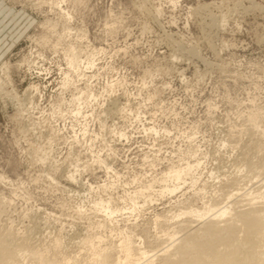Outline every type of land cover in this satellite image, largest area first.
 <instances>
[{"label":"rangeland","instance_id":"obj_1","mask_svg":"<svg viewBox=\"0 0 264 264\" xmlns=\"http://www.w3.org/2000/svg\"><path fill=\"white\" fill-rule=\"evenodd\" d=\"M49 19L58 22L52 35ZM67 23L71 37L67 34L59 47L55 38ZM40 37L46 38L44 44ZM65 38L84 47L82 58L94 62L92 68L82 65L80 74L70 71L74 79L66 89ZM5 62L22 103H28L25 108L36 106L20 114L0 83V227L13 226L21 239L41 247L62 237V246L49 249L48 257L62 251L76 255L83 252L76 244L87 232H101L113 242L118 238L117 232L96 227L103 214L88 210L89 200L100 194L92 191L98 185L115 181L114 189L101 194L117 200L172 159L194 161L186 151L190 144L202 151L197 185L209 182L208 199L219 194L223 174L236 171L235 157L254 148L260 132L250 129L246 117L256 107L264 110V0H0V67ZM81 89L94 98L84 95L78 105L71 99ZM44 152L48 157L41 161ZM98 155L107 167L95 162ZM155 156L161 160L151 168ZM70 171L82 187L69 181ZM211 171L221 174L214 183L207 176ZM189 181L182 193L161 198L137 215H115L114 226L135 225L136 234L145 230L136 243L159 257L166 237L153 227L154 215L172 210L176 200L193 201ZM247 184L257 186L254 180ZM227 191L218 196L220 206L229 202ZM245 203L229 209H243ZM80 205L85 216L77 213ZM191 225L177 234L178 241L198 224ZM20 264L36 263L26 256Z\"/></svg>","mask_w":264,"mask_h":264},{"label":"bare ground","instance_id":"obj_2","mask_svg":"<svg viewBox=\"0 0 264 264\" xmlns=\"http://www.w3.org/2000/svg\"><path fill=\"white\" fill-rule=\"evenodd\" d=\"M56 23L57 24H55L53 21L47 22L46 26L48 27L47 30L49 29L48 32L51 28V30H54L53 28L58 25V22ZM67 26H69L68 23L65 25V27L63 25V34L62 32L61 34H59V32L57 33L59 37L57 36L58 39L57 37L55 38L57 41L55 40L56 43L53 42L54 44L59 45L60 41H62L63 38L67 36V34L68 36L71 35L69 34L71 30ZM54 31L49 32L50 35L54 34L52 33ZM46 38L43 39L40 37L41 43L44 44ZM65 40L67 39L65 38L64 41ZM61 44L59 47H62L63 44ZM66 44H64V51L62 49V53L64 52V55L62 54V56L63 59L66 60L67 70L62 71V73H65L66 76L63 74V79H65V81L64 83L62 82L63 79L61 81L62 84L65 85L63 87L65 89L68 88L66 85L70 84L69 82H71L69 79H72V76L69 78L70 71L79 73V71H82V65L92 68L94 64L93 60H88L89 58L85 60L82 58V48L84 47H82L80 44L76 45L73 43L71 44L70 42H66ZM57 45L55 47L53 46L54 49L57 47ZM85 49L87 48L85 47ZM87 53H89V51ZM87 53H84V55ZM190 53L195 55L194 51H191ZM23 62H25L27 65L31 63L26 59H23ZM23 62L21 63L23 64ZM0 70L2 71L3 75L0 76V83L4 90L2 92L5 93V96H10L15 104H17L16 106L21 108L19 110L20 114H23L25 110H27L26 112L29 114L28 110H31L33 106L35 107L36 103L30 107V109H26L28 107L27 103V107L25 108L26 105L22 103L24 101H22L17 89H15L13 86L9 62L3 63L0 67ZM73 85L76 87L75 84ZM3 86H9L10 88L7 90ZM34 86L35 85L31 87L34 88ZM84 87H86V85ZM76 89L79 88L76 87ZM82 89L80 90L82 93L80 91L78 92V94L81 93L79 94L80 96H72L73 99L71 100L73 103L75 101V104L76 102H79L78 105H81L83 103L82 99L84 97L86 98V96H90L91 98H94V94L91 91ZM28 101L31 105L34 102L31 98H29ZM59 105L60 104H58V106ZM80 108H77V111L75 112L76 114L80 113ZM260 109L256 107V109L248 113L249 115L246 117V121L249 123L250 129L253 131L258 130L260 132V137L257 138V140H259L255 143L256 145L253 143L254 148L252 150L250 149V151H244L240 158L235 157L234 164L232 165L236 167V171L231 172L228 175L225 173V175L223 174L222 178L221 174L218 173L219 170L216 172H208V179L212 180L213 183L215 179L221 178L220 183L223 184V186L219 187V194H216V196L208 199L206 198L205 194L207 193V184L209 183L208 181L200 184L198 187L197 182L199 181L202 172H200L198 176H196V174L198 169L204 165V162L201 160L202 156L199 155L202 151L199 150L200 147H194L193 149L189 148L191 146L189 144V146H186V151L191 156H194V161L189 159L184 160L183 158L179 159L178 161L170 159L171 161L169 162V165L160 170L159 173L157 172L156 176H151V178L142 181L139 184H137V179L134 178L133 182L137 181L135 188L132 191H125L127 192L126 194L123 192L124 195L121 197L119 196V199L116 198L118 201L113 197H110V195L105 197L101 194L103 192H106L107 194L108 190L114 189L116 187L115 181L98 185L96 187L97 190H92L97 192L100 191L101 195L99 194V196L89 200L91 206L88 210H91L94 214L99 212L103 214L105 219H103L102 222H100L101 220L98 221V223H100L96 225V227L98 226L99 228L101 227L103 229L106 227V230L109 228L111 235L113 232L114 234L117 232L118 238H115L117 239L115 242H113V238L111 241L107 240L101 232L100 234H95L98 232H94V234L93 232H90L91 234L87 232L85 237L81 238L78 244H76L78 245V248H82L80 251L83 250L84 253L81 251L83 254L77 252L76 255L75 253L70 255L67 251H62L60 254H54L53 256L48 257L47 252L49 249L57 250L58 247L62 246V237L57 236L56 239L52 241L51 245L49 244L46 246L43 244L45 246L41 247L39 245L33 244L30 240H28V238H24V236L21 239L19 235H17L18 233L14 231L13 226H7L5 228L0 227V264H20V260L26 258V256H29V259L36 264H194V260L200 261L196 262L195 264H264V190H262L264 189V110ZM250 129H248V131H250ZM225 143L226 142H224V144ZM251 151L253 152L251 153ZM47 157L48 152H44L40 159L42 161ZM95 160L97 163L103 164L105 166L107 165L105 160L101 159L99 155ZM160 160L161 159L157 156L151 159L149 162L151 168L156 167L158 164L157 162H160ZM75 165L77 166L79 164ZM87 166L88 165H83L82 168L85 169ZM77 171L75 169V173ZM70 172L68 175L69 181L77 182L79 186L81 185L82 187V184L79 183L80 180H77L78 175L72 171ZM49 178L52 180L56 179L51 175ZM188 179L190 180L189 186L192 188V190H195L196 198H194L191 202L176 200V203L174 202L176 205H172L174 210L173 208H171L172 210L165 209L154 215L155 217L153 220V227L159 229V232H162L166 237V246L162 249L163 253L159 255V257H155L154 255L150 256L148 254V250H146L145 247L142 248L140 244L136 243L137 240H141L142 238L144 239L146 236V233H144L145 230L140 232V234H136V232L134 233L133 231V227H135V225L129 229L127 227L121 228L116 227V225L114 226L115 223L118 224L116 217H114L115 215L122 214V212L126 211L127 213L129 212L131 214L137 215L141 213V211H143L147 205L153 204L157 202V200L164 197H172V195L175 193L183 190V185L188 183ZM253 180L257 186L254 187L253 184L252 186L248 187L247 183H251ZM131 184L133 183L131 182ZM89 186L90 190L88 191V194H91V189H94V187L91 185ZM195 187L197 188L195 189ZM224 188L229 190L227 191V194H229L227 197L229 202L224 206H220L219 204L222 202L219 201L218 196L221 195ZM67 189L71 190L72 192H79L77 189L72 190L71 187H68ZM81 191L82 190H80V192ZM184 195L185 194L182 196ZM240 200L243 202L246 201V203L242 205L243 209L230 211V205L237 204L240 202ZM199 201H202L200 205L201 207L197 205ZM119 202L123 203L122 207L119 205ZM84 212L83 206H78V215L85 216L86 214L84 215ZM35 214H32L31 219L38 217V215L36 216ZM188 216L192 217V219H186ZM45 217L46 216H44L42 220ZM40 218L41 217L39 216L38 219ZM34 220L37 221V218ZM45 220L44 222H46ZM40 222H42L41 219ZM193 222H196L198 225L193 228L192 232H187V235L178 241L179 238H177V234L183 231L182 228L187 225L192 228L193 226L191 223ZM36 225L37 224H35L34 227H36ZM136 237L138 239H136ZM109 239H111V237ZM148 240L150 239H147V242ZM176 241H178V243H174ZM218 245H223L225 248L218 249ZM194 249H197V252L203 253L205 255L203 257L194 256V254H192L196 252Z\"/></svg>","mask_w":264,"mask_h":264}]
</instances>
